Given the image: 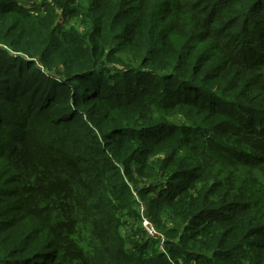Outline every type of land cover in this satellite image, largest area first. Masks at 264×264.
Wrapping results in <instances>:
<instances>
[{"label":"trees","instance_id":"obj_1","mask_svg":"<svg viewBox=\"0 0 264 264\" xmlns=\"http://www.w3.org/2000/svg\"><path fill=\"white\" fill-rule=\"evenodd\" d=\"M262 24L264 0H0V264H264Z\"/></svg>","mask_w":264,"mask_h":264},{"label":"built area","instance_id":"obj_2","mask_svg":"<svg viewBox=\"0 0 264 264\" xmlns=\"http://www.w3.org/2000/svg\"><path fill=\"white\" fill-rule=\"evenodd\" d=\"M23 3V1H21ZM138 206V210L140 212V215L142 217V225L144 230L146 231V233L148 235H150L151 237H158V236H162L156 229V227L154 226V224L152 223V221L150 220V218L147 216V208H146V204L142 201H140L139 204H137Z\"/></svg>","mask_w":264,"mask_h":264},{"label":"rangeland","instance_id":"obj_3","mask_svg":"<svg viewBox=\"0 0 264 264\" xmlns=\"http://www.w3.org/2000/svg\"><path fill=\"white\" fill-rule=\"evenodd\" d=\"M20 1H23V2L26 3V2H32V1H34V0H29V1H27V0H20ZM262 25H263V34H264V24H262ZM129 224H130V225H129V228H131L133 225L136 226V224H135L134 222L130 221V220H129ZM140 224H141V226L143 227L142 223H140ZM153 224H154V226L156 227L157 231H159L157 225H156L154 222H153Z\"/></svg>","mask_w":264,"mask_h":264}]
</instances>
